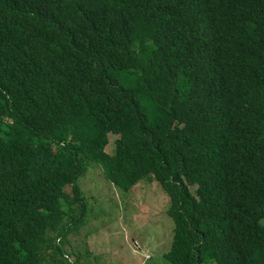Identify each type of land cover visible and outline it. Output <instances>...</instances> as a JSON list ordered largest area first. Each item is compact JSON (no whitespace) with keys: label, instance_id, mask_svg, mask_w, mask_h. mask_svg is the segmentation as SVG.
<instances>
[{"label":"trees","instance_id":"trees-1","mask_svg":"<svg viewBox=\"0 0 264 264\" xmlns=\"http://www.w3.org/2000/svg\"><path fill=\"white\" fill-rule=\"evenodd\" d=\"M90 161L169 264H264V0H0V264L71 262Z\"/></svg>","mask_w":264,"mask_h":264},{"label":"rangeland","instance_id":"rangeland-1","mask_svg":"<svg viewBox=\"0 0 264 264\" xmlns=\"http://www.w3.org/2000/svg\"><path fill=\"white\" fill-rule=\"evenodd\" d=\"M115 138L108 134L106 151H114ZM98 166L90 161L79 179L85 208L78 216L77 204L72 207L78 219L66 244L71 256L67 264H169L163 253L174 223L166 212V191L147 173L124 192L106 180ZM66 191L71 193V188Z\"/></svg>","mask_w":264,"mask_h":264}]
</instances>
